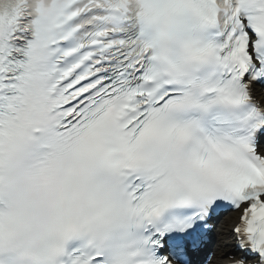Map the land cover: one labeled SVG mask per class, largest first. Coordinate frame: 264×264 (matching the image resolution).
Instances as JSON below:
<instances>
[{"label": "snow or ice", "instance_id": "snow-or-ice-1", "mask_svg": "<svg viewBox=\"0 0 264 264\" xmlns=\"http://www.w3.org/2000/svg\"><path fill=\"white\" fill-rule=\"evenodd\" d=\"M0 264H264V0H0Z\"/></svg>", "mask_w": 264, "mask_h": 264}]
</instances>
